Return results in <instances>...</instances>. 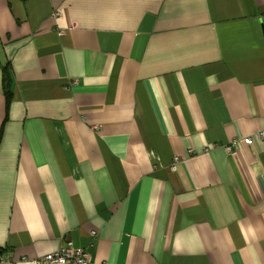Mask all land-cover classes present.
Returning a JSON list of instances; mask_svg holds the SVG:
<instances>
[{
    "label": "crops",
    "instance_id": "1",
    "mask_svg": "<svg viewBox=\"0 0 264 264\" xmlns=\"http://www.w3.org/2000/svg\"><path fill=\"white\" fill-rule=\"evenodd\" d=\"M263 129L264 0H0V264H264Z\"/></svg>",
    "mask_w": 264,
    "mask_h": 264
},
{
    "label": "built area",
    "instance_id": "2",
    "mask_svg": "<svg viewBox=\"0 0 264 264\" xmlns=\"http://www.w3.org/2000/svg\"><path fill=\"white\" fill-rule=\"evenodd\" d=\"M59 13L55 12L54 16H58ZM256 137L260 143L264 146V129L257 131L255 133ZM252 137H246L240 140H233L231 143L225 147L227 153H232L238 149L239 144L243 143L246 146L252 145ZM177 162V159H174V163ZM172 165V169H175V165ZM91 236L94 238L96 233L92 232ZM9 262L6 257H0V263ZM36 264H90L91 255L85 249H75L73 247H64L59 248L56 251L39 257L34 260ZM11 264H16L15 262H10Z\"/></svg>",
    "mask_w": 264,
    "mask_h": 264
},
{
    "label": "trees",
    "instance_id": "3",
    "mask_svg": "<svg viewBox=\"0 0 264 264\" xmlns=\"http://www.w3.org/2000/svg\"><path fill=\"white\" fill-rule=\"evenodd\" d=\"M2 83H3V90L6 96V101L10 102L11 100L10 76L6 69H3Z\"/></svg>",
    "mask_w": 264,
    "mask_h": 264
}]
</instances>
